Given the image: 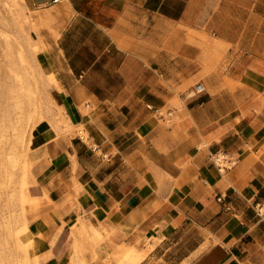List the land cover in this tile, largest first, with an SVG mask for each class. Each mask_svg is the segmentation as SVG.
I'll return each instance as SVG.
<instances>
[{
  "label": "crops",
  "instance_id": "crops-1",
  "mask_svg": "<svg viewBox=\"0 0 264 264\" xmlns=\"http://www.w3.org/2000/svg\"><path fill=\"white\" fill-rule=\"evenodd\" d=\"M24 2L66 22L45 61L70 126L31 137L39 264H264V0Z\"/></svg>",
  "mask_w": 264,
  "mask_h": 264
},
{
  "label": "rangeland",
  "instance_id": "rangeland-1",
  "mask_svg": "<svg viewBox=\"0 0 264 264\" xmlns=\"http://www.w3.org/2000/svg\"><path fill=\"white\" fill-rule=\"evenodd\" d=\"M48 16L57 18L59 12L53 10ZM65 24L42 21L24 0H0V264L40 261L28 229L44 203L32 169L31 137L42 123L70 126L56 100L57 77L45 61L48 42L55 39L53 26ZM81 109L83 113L90 110ZM159 114L164 117L167 111L162 109ZM78 128V136L90 141L84 127ZM126 255L109 254L102 264H135L136 259Z\"/></svg>",
  "mask_w": 264,
  "mask_h": 264
},
{
  "label": "built area",
  "instance_id": "built-area-1",
  "mask_svg": "<svg viewBox=\"0 0 264 264\" xmlns=\"http://www.w3.org/2000/svg\"><path fill=\"white\" fill-rule=\"evenodd\" d=\"M204 91V86L201 83L196 84V86L193 89L194 94H198ZM81 140H84V136H80ZM215 163L218 166L219 171H223L227 166L223 158L217 157L215 158ZM221 196L218 197V200H221ZM254 211L257 214V216L264 220V202L256 201L253 205Z\"/></svg>",
  "mask_w": 264,
  "mask_h": 264
},
{
  "label": "bare ground",
  "instance_id": "bare-ground-1",
  "mask_svg": "<svg viewBox=\"0 0 264 264\" xmlns=\"http://www.w3.org/2000/svg\"><path fill=\"white\" fill-rule=\"evenodd\" d=\"M1 121H3V120H1ZM3 123V122H2ZM1 156V155H0ZM4 162V161H3ZM7 176V175H6Z\"/></svg>",
  "mask_w": 264,
  "mask_h": 264
}]
</instances>
